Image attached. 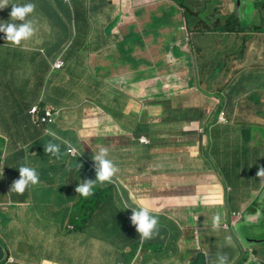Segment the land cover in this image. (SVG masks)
I'll use <instances>...</instances> for the list:
<instances>
[{"label":"crops","instance_id":"0c3cea01","mask_svg":"<svg viewBox=\"0 0 264 264\" xmlns=\"http://www.w3.org/2000/svg\"><path fill=\"white\" fill-rule=\"evenodd\" d=\"M88 1L93 0H76L75 6L84 2L91 10L94 9L93 17L97 20L95 22L92 20L93 17H90L86 22L88 34L85 39L87 48L84 50L94 55L109 43L104 25L114 21L110 16L114 15L115 11L111 13L110 9L116 6L111 5L108 0H98L100 5L104 4V9L100 10L97 5L93 6ZM174 1L175 4L172 3V6H178L179 2ZM206 2L204 1V4ZM27 3L36 5L35 12L29 17L34 25L47 22L44 7L60 5L56 4V0L49 2L9 0L10 5L0 9V22H12L11 4ZM210 7L217 8L214 11L217 20L208 19L209 24L218 25L217 29L221 27L222 18L217 14L220 13L221 10L218 11V9L221 7L214 2H211ZM104 13L108 16L107 18L104 17ZM16 22L19 23V21ZM69 22L71 23V20ZM78 22L77 20L76 25ZM219 22L220 26L217 24ZM202 23L206 24L205 21ZM226 23H230L227 29L234 27V24L237 25L232 20ZM258 28L254 30V34L260 38L254 41L264 39V30ZM71 29L70 25L69 31ZM114 29L115 27L112 30ZM258 30L261 31L258 32ZM43 32L44 30L41 32L36 29L35 35L24 47H13L6 42L5 34L0 32V44L7 43L0 49V62H2L0 81L6 82L5 87H17L16 90L22 95L21 98H24V92L20 87H28L27 83L23 86L19 85L30 80L31 77L28 74L30 69L35 71L32 78L35 82L34 88H38L40 79L36 73L40 71L44 73L47 60L52 63V71H55L53 65L63 60L64 67L61 71L66 70L64 76L57 77L51 84L53 98L50 94L49 96L42 94L43 86L40 90L39 84V100L42 94L48 100L47 107H53L58 111L56 122L43 129H34L29 119V109L36 107L38 100L20 101L11 96V99L7 101L9 105L12 103L13 108L18 107L15 106L16 104L24 105L16 110L12 108L14 112L8 119L4 118L0 126V131L3 129L2 135L0 134V263L6 259V250L9 252V259L4 264L126 262L128 257L125 259L124 256L132 253L129 242L136 238L131 232L130 223L113 220V224L110 223L106 228L100 229L98 235L97 225H87L88 228H83L85 230L82 234L73 232L75 230L71 217L75 214L71 209L77 206L80 196L75 189L82 180L84 169L86 167L95 169L92 157L100 147H104L98 144V139H95L99 133L102 136H106L107 133L118 135L117 145L113 140L108 148L109 158L120 169L117 180L127 184V178L136 177L137 200L133 202L130 198L129 204L148 205L154 215H167L170 219L168 223L159 225L163 231H167V235L164 234L163 237L158 234L155 238L156 241H161L162 238L169 252H159L162 255L159 256L155 253L158 251L152 250L151 247L144 249L145 264H193L192 260L194 264H202V262L212 264L218 253L227 254L229 264L240 262L244 252L239 249L238 243L237 245H233L232 242L221 244L213 237L222 228L225 231L239 228L243 217L235 218L234 214L242 213L247 217V211L257 206L264 193V184L257 176L259 169L264 167V80L252 81L250 74L254 71L248 69L249 67L234 70L237 64L251 66L250 59L245 60L236 51L234 52L235 48L229 54L215 48L212 43H205L202 46L190 44V55L177 47L173 51L175 57L181 59L188 56V59L186 57L182 63L185 74L193 73L187 60L190 66H195V74L192 77L198 86V93L202 95L200 96L202 106H184L176 103L174 98L161 100L160 97L155 96L146 103L145 109H140L136 123L130 118V111H126L125 106L116 103L118 96L124 98L120 91L110 89L106 85L103 87L112 91L109 97L102 91H92V88L98 86L99 77L91 78L94 83L88 93V96L96 99L95 107L96 111L98 110L96 114L92 106L87 107L86 111L83 110L86 104L79 101L77 94L75 100L71 95L63 94V87L66 86L64 83L66 84L70 78L68 72H87L88 65L92 62L87 58L88 54L77 55L74 44H71L67 52L62 51L71 39L69 33L63 37L67 39V43L62 44L60 50L50 48L49 55L47 52L44 55L41 49V54L38 53V46H35V49L30 47L27 51L28 43L37 41ZM195 34L199 40L204 41L203 39L210 35V27H199ZM94 38H96L97 47L93 51L91 42ZM208 39L209 37L207 41ZM205 55H207L208 64L202 74V57H206ZM220 56L224 61L232 56L231 61L225 62V66L221 69L223 79L226 77L225 87H222L220 80H216L217 62ZM82 58L84 60L80 62ZM165 58L167 63L168 55ZM196 60L200 62L196 63ZM257 64L263 68V65L258 62ZM198 68L200 69L197 71ZM167 69L169 70L168 66ZM85 76L87 75H83L81 79ZM230 84L233 94L229 95L228 102L225 104L222 97L226 95V88ZM162 87L159 86V88ZM168 91L175 93L174 88ZM102 100L104 103L110 102L114 106V112L98 104ZM223 103L225 105H222ZM214 109H216L215 112ZM116 110L122 112L123 116H119ZM200 110H202V118L198 116L195 119L196 112ZM221 111L227 113V125L219 122ZM156 112H159L160 117L156 123L148 124L151 127H146L145 130L149 133L146 135L142 129L147 126L150 117L157 114ZM147 114L149 117L144 118ZM121 118L124 125H119ZM194 121H201L202 128L193 126L191 122ZM45 129L54 131L58 139L53 140L51 136L45 135ZM89 137L96 140L95 145L98 146H92ZM143 138L147 139L148 143H142ZM49 141L59 143L61 152L65 153L60 159L48 156V164H54L52 172L49 168L53 164L52 166L49 164V168H46L44 164L43 166L40 164L44 161L39 157L40 152L45 149L44 144ZM67 144L75 146L79 154L86 157L87 164L80 168L79 164L73 161L79 157H72L67 153ZM116 146L121 148L120 151ZM56 159L57 163L54 162ZM22 165L35 168L39 174L40 183L30 187L21 195L11 191V186L15 180L19 179L18 168ZM202 210L205 212L202 213ZM111 212H113L111 208L98 210V213H105V215H111ZM262 213L264 214L263 210ZM215 216L220 217V226L214 230L212 224ZM235 219L239 220L234 225L230 227L225 225L229 222L234 223ZM12 222H14V228L16 226L15 230L10 228ZM101 222H97L98 226ZM21 223L26 225L27 229L22 237L18 232V225ZM203 232L207 235L204 241L201 240L204 237ZM193 233H197L198 239H189ZM11 246H14V252ZM248 261L252 264H257L258 261L264 263V259L260 258L255 261L248 259Z\"/></svg>","mask_w":264,"mask_h":264},{"label":"rangeland","instance_id":"374dc122","mask_svg":"<svg viewBox=\"0 0 264 264\" xmlns=\"http://www.w3.org/2000/svg\"><path fill=\"white\" fill-rule=\"evenodd\" d=\"M108 1L111 2V5L116 6L114 9H110L111 13L115 11L114 15L110 16L114 19V21L112 23L107 22L104 25V28L106 29L105 35L109 40L108 45L99 50V53H96L94 55H91L86 51L78 53L82 56L88 54L87 58L91 60L92 64L88 65L87 72H68L70 78L66 81V84L64 83V85L66 86L63 87V94L71 95L74 100L77 94L79 101L81 103L86 104V107L83 109L84 111H86L87 107L89 108L92 106V108H95L94 114L98 112V110L96 111L95 107L97 106L96 99L88 96L89 90H91L90 87H92L94 83V81L92 82L91 78L96 79L98 77V86L96 88H92V91H102V93L108 97L111 95L110 93L112 92L110 89L120 91V93L123 94L124 98L118 96V100L116 103L125 106L126 111H130V118H132V120L134 119V122L136 123L139 117L140 109H145L146 103H148L151 98H155V96L160 97L161 100L174 98L176 103H180L184 106H202V100L200 99V96L202 95L201 93H198V86L196 85L195 80L192 77L195 74V66H190L187 60L186 62L188 66L193 70V73L192 75L185 74V67L184 65H182V63L186 57L188 59V56L178 59L173 53V51H175V49L178 47L180 51L185 50L187 54L190 55V44L192 46H202L205 43H212L215 48L219 50H224L226 53L229 54L230 51L235 48L234 52L236 51L245 60L250 59V63H252V65L243 66V64H237L234 70L236 71L238 69L249 67L248 69L254 71L250 74V79L252 81L264 80V39L262 38L260 41H254V39L260 38V36L254 34L252 30H249V28H247V24L251 25V23L253 22H258L256 21L257 17L255 16L258 4H256L253 0H247V2L244 4V7L241 6V22L243 23V29L245 32L244 34L239 35L226 32L227 26L230 24L226 22L232 20L236 23L237 21H239L238 14H235L236 2L234 0H211L212 3L214 2L217 5L220 4L221 9H218V11H221L217 14H219L218 17H220L221 15L222 18V21H220L221 27L216 29L218 25H216L215 23L210 24L209 27L212 29V31H210L209 36L203 39L204 41L199 40L197 34L192 31L195 27L190 28L186 21L184 22V25L183 22L180 23L184 19L179 17V13L181 10H178L175 5L172 6V3L175 4L174 0ZM204 1L207 0H195V2H192V5H190L189 8L192 9V11L197 12L202 9V7L204 8L205 5L202 6L204 4ZM88 2L93 3V5L100 6L98 0ZM207 3L209 12L208 14H202V17H204H201L206 22V24L209 22L208 19H210V21L214 20L211 14H214L215 20H217L216 12H214L215 10H217V8L210 7L208 1ZM198 4L201 6H199ZM193 5L198 9L195 8ZM106 8L108 9V7ZM230 15L232 17H230ZM104 17L107 18L108 16L104 13ZM243 17L245 18L247 24L243 21ZM92 20L96 22L97 19L93 17ZM206 24H204V26H206ZM66 27L68 28V24L66 25ZM113 27H115L114 30H112ZM199 27H202V25ZM74 29L75 26L72 24V30L68 31V33L71 34V39L67 43V45L62 48L63 52H67L71 44H74V42L79 41V37H76ZM200 30L202 31V29ZM60 35V31L57 32L54 30L51 34H48L46 38H43L41 36L37 41L34 40L28 43V47H26L27 51H29L30 47L35 49V46H38V53L41 54V51L44 50L49 55L51 53V45L56 44V39L59 38ZM208 37L209 39L207 41ZM91 43V50H96V38H94V41H92ZM247 43H249L248 46ZM5 45H7L6 42L0 44V49ZM166 55H168L169 57V61L167 63L165 58ZM205 56L206 57H204V59L206 60L207 55ZM231 59L232 56L227 57L226 61L223 60L222 56L218 58L216 80L221 81L222 87H225L227 82L224 80L226 77H224L223 79V73L221 69L225 66V62H230ZM257 62L260 63V65H263V68L259 67ZM58 63L62 65L64 64L63 60H59ZM1 64L2 62H0V65ZM51 65L52 63L47 60V68L45 69L44 73H42L41 71L36 73V76L40 77V79L38 80L39 82L37 84L38 88L33 87L35 82L32 81V78L35 71L30 69L31 72H28L31 77L30 80L23 82L19 85L23 86L27 83L28 88H25L24 86L20 87V89H22V91L26 93V95L23 93L24 98H21L22 95L19 93V91L16 90L17 87H5L6 82L0 81V126L2 125L1 123L4 121V118L8 119L10 117V114L14 112L13 109L16 110L21 105H24L16 104L15 106L18 107L13 108L12 103H10V105L7 103V101L11 99V96L16 97L20 101L38 100V105L36 107H33L32 109L37 108V113L35 114V117H37L36 119L39 122L41 128H44L49 124L56 122V120L58 119V111L53 107L45 108L53 110V122L43 124L39 121L43 117L39 116L40 104L42 102H48L47 98L43 97L42 94H46L47 96H49L50 94L53 98L54 94L51 89L52 82L56 80L57 77L61 75L64 76V74L66 73V70H63L61 72L52 71ZM167 66L169 67V70L167 69ZM85 74L87 76L81 79V77ZM39 84L40 90L43 86L41 94L42 98L40 100L38 95ZM104 85H106L110 89L107 90L105 87H103ZM159 86L163 87L159 88ZM170 88H174L175 93L169 92L168 90ZM202 88H204V86ZM226 92V95L222 97V100L225 104H227L228 102L227 100L229 98V95L233 94L231 84L226 88ZM177 97H179L178 100H176ZM126 99L127 101H125ZM91 101L93 102L92 104ZM131 103L132 107H130ZM224 103L223 105H225ZM98 104L103 105L104 107L114 112V106L110 102L104 103L102 100L99 101ZM44 110L42 112L43 114ZM215 111L216 109H214V112ZM116 113L119 116H123V113L118 110H116ZM156 113V115L150 117L147 125L156 123L158 121L160 115L159 112ZM148 117L149 116L147 114L144 118ZM200 122L201 121H194L193 123L191 122V124H193V126L195 127L202 128ZM219 122L224 125L228 124V121L222 122L221 120H219ZM119 125H124L122 118L119 121ZM2 131L3 129L0 131L1 135ZM117 137L118 135H111V133H107L106 136H102V134L99 133L95 137V139L99 140L98 144H102L104 147L109 148L113 140V142L116 143V141L118 140ZM89 139L91 141L92 146H98L95 145L96 140H94L92 137H89ZM116 148H118L119 151L121 149L117 146ZM93 165L95 168V164ZM128 174L129 173H127V175ZM95 176V169H87L86 167L83 171V177L81 182L87 180H95ZM262 210L264 211V193L262 194L261 201L257 203V206L253 207L252 210L250 209L247 211V217L243 216L242 213L234 214L235 218L243 217L239 228H234L230 231H225L222 228V230L218 231L217 234L213 237L215 241H220L221 244H230V242H232L233 245H237L238 243L239 249L243 250L244 257L246 260V262L242 264H252V262L248 261V259H250L251 261H255V256L256 258L264 259V214L262 213ZM204 212L205 211L202 210V213ZM238 220L239 219H235L234 223L229 222L225 225L230 227L231 225H234L236 222H238ZM72 226H74V228L77 227L75 220L72 221ZM18 227L20 237L24 236L27 232L26 225L21 223L18 225ZM10 228L15 230L16 226L14 228V222L11 223ZM202 235L204 237L201 240L204 241L205 236L207 235L204 232L202 233ZM229 237L230 242L226 239ZM189 239H198L197 233H193L192 235H190ZM156 247L161 251H165L166 249V246L164 244H158ZM11 248L14 252V246H11ZM140 251L142 252L141 259H145V250L141 247ZM155 253L159 256H162L161 254H159V252ZM192 263L194 264L193 260Z\"/></svg>","mask_w":264,"mask_h":264},{"label":"trees","instance_id":"16d2710c","mask_svg":"<svg viewBox=\"0 0 264 264\" xmlns=\"http://www.w3.org/2000/svg\"><path fill=\"white\" fill-rule=\"evenodd\" d=\"M44 1L49 2L51 0H44ZM176 1L179 2V5L178 6L176 5L175 7L178 10H181L179 13V17L184 19L180 23L183 22V25H184V22L187 19L186 22H187L188 26L190 28L195 27L192 31L194 33H196L197 32L196 29L199 28V26H201L202 24H204V23H202V21H204L201 18L202 14H208V12H209L208 3L206 2L204 4L205 5L204 8L202 7V9H200L199 11L194 12V11H192V9L189 8V6L192 5V2H195V0H176ZM207 1L209 2V4H211V2H212L211 0H207ZM56 4H60V5H56V6L51 5V6L44 7L46 10V14H47V22H45L41 25H39V23H37L35 25V28L41 32L44 30V32L41 35L43 38H46V36L48 34H51L52 31H54V30L57 32L60 31L61 35L59 36V38L56 39V44L51 45L52 50H53V48L56 50H60L62 48V44L67 43V39H63V37L66 34H68L69 27L71 25V28H72V24H73L75 26V29H74L75 35H76V37H79V41L74 42V49H77L76 54L79 55L78 53H81L82 51H84L87 48V45L85 43V39L87 38V34H88V33H86L88 30L86 22L90 17H93L92 10H94V9L91 10L90 7L86 6V3H84V2H82L80 5L75 6L76 0H56ZM91 5H93V3H91ZM103 7H104V4H101L97 8L101 10V9H103ZM195 8H197V7H195ZM204 9H207V10H204ZM211 16L215 20L214 14H211ZM69 20H71V23L69 22ZM77 20L79 22L76 25ZM80 20H83V21H80ZM238 20L241 22L240 19H238ZM239 21L236 22L237 25H235L233 23L234 27L227 29L226 31L233 33V34H244L245 31L243 29V23L241 22V24H240ZM209 23L210 22H208L206 24V26H210ZM67 24H68V28L66 27ZM217 24H219V26H220V22ZM202 26L204 27V25H202ZM189 27H188V29H189ZM210 31H211V28H210ZM259 31H261V30H258V32ZM43 53H44V55H46V52L44 50H43ZM83 60H84V58H82L79 61L81 62ZM197 62H200V61L196 60V63ZM206 64H208V62H206V60H204V57H202V74H204L203 71L206 68L205 67ZM199 69L200 68H198L197 71ZM59 71H61V70H59ZM47 106H48V104L46 102H42L40 104L39 116H44V114L42 112ZM30 109H29V111H31ZM191 112H193V111H191ZM220 113H219V115H220ZM29 114H30V112H29ZM219 115H218V117H219ZM198 116H200L202 118V110H200L199 112H196L195 119H197ZM36 118L37 117H35L31 114L29 115L31 125L34 129L41 128L40 124ZM146 127L150 128L151 126H148V125L145 126L142 129V131L144 130V134L149 135V133H147V131L145 130ZM41 129H43V128H41ZM140 134L142 135V132H140ZM150 144H151V142H150ZM150 144H148V145H150ZM48 156L49 155H47L45 153V149H43L40 152L39 157H40V159H42L44 161V163H40V164L42 166L44 164V166L46 168H49V164H50V166H52V164H53V163L48 164ZM61 157H63V155ZM73 161H76L78 164L80 163L82 166L87 164L86 157H82V156H80L79 158H75V160H73ZM54 162L57 163L58 160L56 159V160H54ZM53 167H54V164L52 167L49 168L50 172H52L54 170ZM95 179H96V176H95ZM127 179H128L127 184H123L119 179L117 180V178H116L115 184L100 185L99 183H97V185L94 189V195L90 196L89 198H84L82 196H79L77 206L74 207L73 209H71L72 213L75 214L71 217V219L75 220V223L77 225V227L74 228L75 231H73V232L77 233V234H82L83 231L86 228H88V227H86L87 225H90V226L91 225H97V230H98L97 235H98L100 229L106 228V226H108L110 223L113 224L112 221L117 219V220H120L122 223H124V222H126V224L130 223L131 227H132L131 232L134 233L136 236L134 241L129 242V246L132 247V253L129 256H126V255L124 256L125 259L128 257L126 259V263H132L134 261V259L137 258L138 254L141 250V247L143 249H148L149 247H151V248H153L152 250H156L160 253H163L165 251L169 252V250H166L167 244L165 243V241H162V238H161V241H159V240L156 241L155 240L156 236H155V238L149 239V240H141L140 239L139 233L136 231L135 226L132 225L131 220H130V217L132 215L131 209H124L123 208V200H127L128 203H129L130 198H132L133 202H135L137 200V198L135 196V195H137L136 177L132 176V177L127 178ZM133 206H137V205H133ZM103 208H111L113 212H111V215H105V213H103V214L98 213V210L99 209L102 210ZM157 216L159 218V225H161L162 223H168L170 221V219L167 217V215H165V216L157 215ZM101 220H103V221L101 222ZM98 221L101 222V225H99V226L97 224ZM83 228H85V229H83ZM166 233H167V231H163L162 228L159 227V235L160 236L164 237V234L167 235ZM158 244H164L166 246L165 251H161L160 249H158L156 247ZM117 253H119V252H117ZM255 259L257 260L258 258H256V256H255ZM244 262H246L245 257L242 258L241 261L238 262L237 264H242ZM140 264H145L144 259L140 260ZM257 264H264V263L258 261Z\"/></svg>","mask_w":264,"mask_h":264},{"label":"clouds","instance_id":"9594fccd","mask_svg":"<svg viewBox=\"0 0 264 264\" xmlns=\"http://www.w3.org/2000/svg\"><path fill=\"white\" fill-rule=\"evenodd\" d=\"M9 0H0V9L9 6ZM12 10L10 13L12 22H0V32L5 34L6 42L10 43L13 47H24L35 35L36 28L34 23L29 17L35 12L36 5L27 3L24 5L11 4ZM16 21H19L17 23ZM220 113V117L222 113ZM227 114V113H226ZM220 120V119H219ZM228 121V118H227ZM45 135H49L53 140L58 139L56 133L50 129H45ZM45 146V153L60 159L65 153L61 152V145L49 141ZM67 153L80 157L79 150L67 144ZM95 164L96 179L81 182L75 191L84 198H89L94 195V189L99 183L100 185L115 184L116 177L120 172L119 167L109 158V149L107 147H100L92 157ZM80 168L82 165L79 163ZM19 179L15 180L11 186V191L17 194H24L32 186L40 183V177L35 168L22 165L19 168ZM257 176L264 184V167H261L257 172ZM123 208L131 209L132 215L130 217L132 225L135 226L136 231L139 233L141 240H149L155 238L159 234V218L151 211L150 206L140 204L132 206L127 200H123ZM220 226V217L213 218V229H218ZM230 242V237L226 238ZM212 264H229V257L227 254L218 253L216 259Z\"/></svg>","mask_w":264,"mask_h":264},{"label":"built area","instance_id":"2783aa9c","mask_svg":"<svg viewBox=\"0 0 264 264\" xmlns=\"http://www.w3.org/2000/svg\"><path fill=\"white\" fill-rule=\"evenodd\" d=\"M63 67H64V64L62 65V64H59L58 63V61L54 64V66H53V69L55 70V71H59V70H61V69H63ZM37 113V108H34V109H32L31 110V115H33V116H36L35 114ZM53 110L52 109H45L44 110V116L39 120L40 121V123H43V124H45V123H52L53 122ZM220 120L222 121V122H227V114L225 113V112H223L222 113V115H221V117H220ZM141 142L142 143H148V140L147 139H142L141 140ZM72 157H76V156H74V155H72V154H70ZM141 251L139 252V254H138V256H137V258H135L134 259V261L132 262V263H126V262H120V263H118V264H140V260H141V258H142V256H141Z\"/></svg>","mask_w":264,"mask_h":264},{"label":"flooded vegetation","instance_id":"af4514ba","mask_svg":"<svg viewBox=\"0 0 264 264\" xmlns=\"http://www.w3.org/2000/svg\"><path fill=\"white\" fill-rule=\"evenodd\" d=\"M256 4H258L257 8H256V13H255V16L257 17V21H258V25H259V28H264V14H261V10L264 9V0H253ZM247 1L244 0L243 1V7H244V4L246 3ZM242 7V8H243ZM237 8H238V4L236 3V11H235V14L237 15ZM245 11V10H244ZM241 18V17H240ZM242 19V18H241ZM256 19V18H255ZM243 21L247 24L245 18L243 17ZM252 27V23L251 25H248L247 24V28H250Z\"/></svg>","mask_w":264,"mask_h":264},{"label":"water","instance_id":"95a60500","mask_svg":"<svg viewBox=\"0 0 264 264\" xmlns=\"http://www.w3.org/2000/svg\"><path fill=\"white\" fill-rule=\"evenodd\" d=\"M237 4H238V16H239V19L242 21V19L240 18L241 17V6H243V1L244 0H234ZM247 1V0H246ZM261 14H264V9L261 10ZM257 21V20H256ZM258 22H253L252 23V27L249 28V30H252L254 32V30L256 28H258ZM264 30V28H262ZM6 250V248H5ZM9 259V252L6 250V259L3 261V263H0V264H4L7 260Z\"/></svg>","mask_w":264,"mask_h":264}]
</instances>
